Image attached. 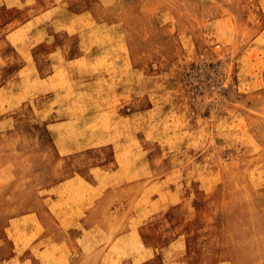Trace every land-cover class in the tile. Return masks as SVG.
Listing matches in <instances>:
<instances>
[{
  "label": "rangeland",
  "instance_id": "1",
  "mask_svg": "<svg viewBox=\"0 0 264 264\" xmlns=\"http://www.w3.org/2000/svg\"><path fill=\"white\" fill-rule=\"evenodd\" d=\"M44 9L20 39L48 27L34 57L58 63L0 99L19 104L0 131V261L110 264L136 248L110 233L131 229L173 263L264 264V0H0V63L26 61L4 35Z\"/></svg>",
  "mask_w": 264,
  "mask_h": 264
},
{
  "label": "crops",
  "instance_id": "2",
  "mask_svg": "<svg viewBox=\"0 0 264 264\" xmlns=\"http://www.w3.org/2000/svg\"><path fill=\"white\" fill-rule=\"evenodd\" d=\"M16 1H18V0H16ZM11 6H13V5H11ZM88 10L89 11L84 10L82 12H79L77 15H79L82 18L90 17L93 19L92 16H88V15H93L92 10H90V9H88ZM49 14H50V12H48L44 9V10L40 11L39 13L35 14L34 16L29 17L26 21H24V24L22 25V27H20V28H19V26L12 27L11 29H9L5 33L4 36H5V39L7 40V42L11 46L10 49L13 50L14 52H16V51L20 52L22 50H25L28 54V58L26 59L25 62H23L21 65H19V64H16L19 62L15 61V58H13V55H12L11 58H6V62L4 64L0 63V65L3 64V66H8V68H10V71H8L9 77L5 78V80H8L6 83H5V81H2V78H1L3 66L0 68V80H1L0 81V99L5 98V99H11L13 101V99L15 100V99L20 98V97H29V96L22 95L21 94L22 91L19 92L20 87L17 84V80H19L18 78L24 73H31L32 76H34L35 74H39V76H40L41 70L39 68L44 67L45 65L46 66H54L55 65L56 61L51 60L50 58L36 59V57H34V51L33 50H35L36 46L42 45L43 43L48 41V38L50 36H52V33H51L52 31H49L48 27L44 26L43 28H38L37 33L41 32L42 35L40 34V36L37 40L35 39L34 36L31 37L32 35L31 36L27 35V38L24 40L20 39V33L24 32V31H20V30L26 29V28L29 29L31 27L34 28V24H35L34 21L36 18L46 20V19H48ZM36 15H39L40 17H38ZM33 17H34V19H33ZM94 18H95V16H94ZM41 29H43V30H41ZM94 48H98V47L97 46H91V48L86 47V46L83 47V42H82V50H90V49H94ZM52 51L53 52L66 51V48L64 49L62 46H56L52 49ZM0 59H2L1 54H0ZM9 59H10V61H9ZM29 59H30V61H29ZM56 63H58V62H56ZM25 68H27V70H25ZM46 76L42 75L43 78H45ZM15 110H16V108L15 107L13 108V106L8 107L5 104L4 105L0 104V120H1L0 131H4V130L7 131L8 129H13V127H14L13 112ZM4 126L6 129H4ZM91 173L93 174V171ZM108 174L110 175V171ZM91 180L87 181L86 182L87 184H85L87 186L86 189L90 191V193H88V194L93 195L96 193L98 196L99 195V188H98L97 182L93 181V179H91ZM90 195L88 197L86 195V199L90 200L92 197ZM94 202H96V198H94L93 203ZM89 205H90V203H88L86 206H82L80 209L85 210V208L88 207ZM90 206H92V205H90ZM92 225L93 224L91 223L90 226H92ZM137 233L139 234L138 236L134 232L132 234L131 229L126 230L125 233H121V234H117V235H113L110 233V248H111L112 244H114V242L116 244H119L120 247H122L123 244L130 243L131 242V235L134 236V241L136 243V248L132 249V251H129V250L125 251L124 250V251H117L116 252V251L110 250V264H179L177 261L173 263V261H167V260H164V258H161V256H160L161 253L158 251V249L156 247L153 248V247L147 245V241L145 238H143L142 234H140V231H137ZM180 240H181V238H178L176 241H180ZM158 258L160 259V261H157ZM24 259L27 260V264H31L29 261L30 259L28 257H24L22 260H24ZM20 260H21L20 253L18 252V250L14 249V252L8 258H6L4 262L0 261V264H18ZM22 264H23V262H22Z\"/></svg>",
  "mask_w": 264,
  "mask_h": 264
},
{
  "label": "bare ground",
  "instance_id": "3",
  "mask_svg": "<svg viewBox=\"0 0 264 264\" xmlns=\"http://www.w3.org/2000/svg\"><path fill=\"white\" fill-rule=\"evenodd\" d=\"M33 19H34V17H33ZM36 20H37V19H36ZM36 20H35V21H36ZM33 21H34V20H33ZM9 23H10V22H9ZM26 23H27V22H26ZM33 23H34V22H33ZM5 25H6V24H5ZM30 25H31V24H30ZM30 25H29V26H30ZM26 26H27V25H26ZM23 27H24V26H23ZM31 28H32V27H31ZM2 30H3V29H2ZM41 30H43V29H41ZM21 31H22V30H21ZM42 32H43V31H42ZM40 34H41V32H40ZM35 35H36V34H35ZM93 35H94V34H93ZM105 35H107V34H105ZM102 36H103V35H102ZM16 37H17V36H16ZM91 37H92V35H91ZM94 37H95V35H94ZM88 38H89V37H88ZM89 39H90V38H89ZM89 39H88V41L92 42V41H91L92 39H91V40H89ZM94 39H95V38H94ZM11 40H12V39H11ZM71 41H73V40H71ZM12 44H13V43H12ZM67 47H70V48H71V46H68V45H67ZM65 48H66V47H65ZM72 48H73V47H72ZM17 49H18V48H17ZM74 49H75V48H74ZM74 49H73V50H74ZM77 49H78V48H77ZM26 57H28V56H26ZM58 59H59V56H58ZM32 60H33V59H32ZM54 60H55V58H54ZM29 61H30V59H29ZM27 62H28V61H27ZM62 62H63V61H62ZM86 62H87V61H86ZM109 62H110V61H109ZM59 63H60V62H59ZM32 65H33V64H32ZM32 65H31V66H32ZM26 66H27V65H26ZM56 66H57V65H56ZM59 66H61V65L59 64ZM81 66H83V65H81ZM23 67H24V66H23ZM32 67H33V66H32ZM32 67H31V68H32ZM64 67H66V66H64ZM33 68H34V67H33ZM28 69H29V68H28ZM20 70H21V69H20ZM25 70H27V68H25ZM67 70H68V69H66V71L64 72L65 74H66ZM72 70H73V69H72ZM61 71H62V70H61ZM19 72H20V71H19ZM30 72H31V71H30ZM57 72H58V71H57ZM72 72H73V71H72ZM72 72H71V73H72ZM82 72H83V69H82ZM60 73H61V72H60ZM84 73H85V72H84ZM25 74H26V73H25ZM25 74H22V75H25ZM34 74H35V73H34ZM56 75H57V74H56ZM68 75H69V74H68ZM83 75H84V74H83ZM36 76H37V75H36ZM52 76H53V74H52ZM52 76H51V77H52ZM63 76H64V75H63ZM60 77H61V76H60ZM67 77H68V76H67ZM77 77H78V76H77ZM39 78H40V77H39ZM71 78H72V77H71ZM78 78H79V77H78ZM84 78H85V77H84ZM27 79H28V78H27ZM35 79H36V77H35ZM42 79H43V78H42ZM49 79H50V78H49ZM53 79H54V78H53ZM69 79H70V78H69ZM22 80H23V79H22ZM22 80H21V81H22ZM24 80H25V78H24ZM29 80H30V79H29ZM36 80H37V79H36ZM36 80H34V81H36ZM58 80H59V78H58ZM66 80H67V78H66ZM75 80H76V79H75ZM79 80H80V79H79ZM79 80H78V81H79ZM72 81H74V80H72ZM78 81H77V83H78ZM38 82H39V81H38ZM40 82H43V81H40ZM49 82H50V81H49ZM70 82H71V79H70ZM28 83H29V82H28ZM31 83H32V81H31ZM52 83H53V82H52ZM52 83H50V84H52ZM79 83H80V82H79ZM81 83H83V82H81ZM19 84H20V83H19ZM42 84H43V83H42ZM21 85H22V84H21ZM25 85H26V84H25ZM25 85H23V86L25 87ZM34 85H35V83H34ZM40 85H41V83H40ZM70 85H71V84H70ZM77 85H78V84H77ZM26 86H27V85H26ZM41 86L44 87V85H41ZM65 86H66V85H65ZM9 87H10V86H9ZM27 87H29V86H27ZM52 87H53V86H52ZM74 87H76V86H74ZM77 87H78V86H77ZM37 88H38V87H37ZM58 88H59V87H58ZM68 88H69V87H68ZM68 88H67V90H70V89H68ZM72 88H73V86H72ZM47 89H48V88H47ZM64 89H65V88H64ZM73 89H74V88H73ZM76 89H77V88H76ZM4 90H5V89H4ZM4 90H3V91H4ZM45 90H46V89H45ZM77 90H79V89H77ZM5 91H6V90H5ZM23 91H24V90H23ZM53 91H54V90H53ZM19 92H21V91H19ZM28 92H29V91H28ZM64 92H65V91H64ZM64 92H62V93L64 94ZM21 93H22V92H21ZM36 93H37V92H36ZM40 93H41V92H40ZM45 93H46V92H45ZM60 93H61V92H60ZM24 94H25V93H24ZM29 94H30V93H29ZM47 94H48V93H47ZM47 94H46V95H47ZM75 94H76V93H75ZM22 95H23V94H22ZM25 95H26V94H25ZM57 95H59V94H57ZM66 95H67V93H66ZM72 95H73V94H72ZM70 96H71V95H70ZM18 97H19V96H18ZM34 97H35V96H34ZM42 97H43V96H42ZM61 97H62V95H61ZM30 98H31V97H30ZM62 98H63V97H62ZM64 98H65V97H64ZM64 98H63V99H64ZM66 98H68V97H66ZM73 98H74V97H73ZM75 98H76V97H75ZM1 99H2V98H1ZM27 99H28V98H27ZM34 99H35V98H34ZM36 99H37V98H36ZM43 99H44V97H43ZM55 99H57V98L55 97ZM2 100H3V99H2ZM22 100H24V99H22ZM5 101H6V100H5ZM55 101H56V100H55ZM74 101H75V99H74ZM8 102H9V99H8ZM8 102H7V104H8ZM21 102H22V101H21ZM29 102H30V101H29ZM3 104H4V103H3ZM9 105H10V104H9ZM17 105H19V104L17 103ZM17 105H16V106H17ZM16 106H15V107H16ZM13 108H14V107H13ZM9 109H10V108H9ZM44 109H46V108H44ZM1 110H2V109H1ZM39 111H40V109H39ZM13 113H14V112H13ZM41 113H42V112H41ZM42 114H43V113H42ZM41 116H42V115H41ZM10 117H11V116H10ZM11 118H12V117H11ZM4 123H5V122H4ZM0 124H1V120H0ZM5 124H6V123H5ZM3 125H4V124H3ZM5 126H6V125H5ZM5 126H4V129H6ZM10 126H11V125H10ZM64 140H66V139H64ZM70 142H71V141H70ZM0 171H1V170H0ZM28 215H30V213H29ZM22 217H23V216H22ZM23 218H24V217H23ZM24 219H25V218H24ZM25 221H26V220H25ZM17 222H18V221H17ZM22 222H24V221H22ZM20 223H21V222H20ZM24 223H27V222H24ZM20 228H21V227H20ZM176 247H178V246H176ZM166 252H167V250H166ZM169 254H170V253H169Z\"/></svg>",
  "mask_w": 264,
  "mask_h": 264
}]
</instances>
